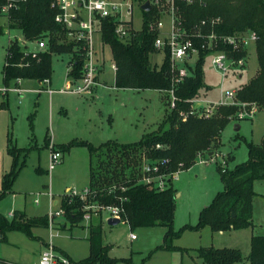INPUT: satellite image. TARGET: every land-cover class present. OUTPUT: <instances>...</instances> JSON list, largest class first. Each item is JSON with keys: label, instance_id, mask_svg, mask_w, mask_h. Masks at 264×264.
Returning a JSON list of instances; mask_svg holds the SVG:
<instances>
[{"label": "rangeland", "instance_id": "rangeland-1", "mask_svg": "<svg viewBox=\"0 0 264 264\" xmlns=\"http://www.w3.org/2000/svg\"><path fill=\"white\" fill-rule=\"evenodd\" d=\"M142 15V9L136 7L135 26L138 29L142 25ZM160 16L166 17L163 14ZM7 22V17L0 18V24L4 27V34L0 35V88L5 87L3 68L9 42L22 37V32L8 28ZM99 40L98 35V44ZM25 46V49H37L34 42L27 41ZM104 48L105 51L98 53L103 85H99V90L93 95L60 90L66 88L69 80V62L72 57L69 52L52 55L53 74L50 85L41 86L36 79H19L12 81L8 87H19L20 91L9 90L7 94H0V191L4 175L12 171L14 163L8 147L24 149L19 165L26 161L13 183L12 194L0 201L1 213L8 216L9 212L20 210L28 217L42 216L49 211L50 197L45 192L51 191L54 198L62 200L67 187L83 190L89 186V149L76 146L64 153L62 160L50 168L51 142L56 147L72 140L88 141L96 146L110 139L134 142L144 134L157 130L163 121L166 113L165 92L116 87L111 48L109 45ZM164 57L165 52L157 50L152 55V63L160 66ZM198 60L199 55L193 54L188 60L189 66L194 68ZM245 60L243 67L232 68L224 89L236 91L256 74L259 62L255 45L250 47ZM204 81L208 87L202 88L197 97L219 100L221 75L213 68L208 54L205 56ZM48 88L53 89V92L49 93ZM233 100L235 94L229 100V105ZM5 101L7 104L3 105ZM241 109L246 113L251 105H242ZM237 124L240 125L239 130L235 129ZM263 138L264 107L258 108V112L252 117L246 116L229 123L214 151L218 155L206 162L198 159L191 168L179 172L178 178L173 181L177 190L176 230L182 229L186 224L196 225L201 211L224 189L218 166L231 169L236 164L245 162L248 159L246 140L258 144ZM203 157H208L207 153ZM253 190L255 195L250 211L239 210V221L233 226L219 231L212 230L210 225L197 230L184 229L173 241L178 247L175 250H155L163 243L165 227L131 229L123 221L110 224L108 212H105L103 220V243L109 246V257L119 259L116 264H208L199 255L198 249L210 246L239 249L244 259L232 264H250L247 256L250 253L251 238L253 234H264V179L256 180ZM57 220L56 225L60 229L53 238L55 246L76 260L88 257V226H72L64 217ZM65 223L67 226L62 228ZM34 232L42 238L33 239L20 231L9 232L8 241L0 239V257L13 255L17 261L36 264L41 251L45 250L44 244L49 240L50 230L35 228ZM132 232L137 236L134 240L130 237Z\"/></svg>", "mask_w": 264, "mask_h": 264}, {"label": "trees", "instance_id": "trees-1", "mask_svg": "<svg viewBox=\"0 0 264 264\" xmlns=\"http://www.w3.org/2000/svg\"><path fill=\"white\" fill-rule=\"evenodd\" d=\"M8 4L9 0H0V18L7 17L8 28L19 29L25 40L22 41L18 37L9 42L3 68L5 86L18 79H36L41 82V86L46 79L51 80L54 53L69 52L74 55L75 62L68 75L70 78L79 79L85 61L73 51V44L65 41L66 30L55 22L56 12L51 7V0H20L4 12V7ZM177 4L180 7L182 23L188 30L206 20L205 31L214 30L224 35L240 34L248 30L256 32L258 39L254 45L259 68L247 83L237 89L238 103L220 105L216 113L209 118L194 114H190L185 121L179 118V112L190 111L191 100L199 95L202 88L208 87L204 81V63L209 52L201 50L196 66L191 69L192 74L176 88V95L179 97L177 109H169V95L165 92L172 87L169 51H165L160 66L152 63V55L157 53L155 48L157 34L149 29L148 23L161 15L157 8L153 7L151 11H143V27L131 41L123 42L118 38L113 21L105 23L103 41L110 46L117 66L116 87L165 92L166 113L158 129L144 134L134 142L109 140L96 146L88 141L72 140L60 144L59 147H56V144L51 147L52 151L59 150L63 154L76 146L87 147L90 152L89 186L99 190L96 200L101 204L122 205L121 199L124 198L125 211L122 214V221L131 229L165 227L163 243L155 250L177 249L173 241L184 229L197 230L206 225H210L214 231L230 228L239 221L237 220L239 210L250 211L251 201L255 195L253 184L256 180L264 179V138L258 144L246 140L248 159L231 169L218 166L224 189L219 191L213 201L201 211L196 225L186 224L180 230L175 229L177 190L173 183L159 190L154 184L138 181L143 163L147 160L168 159L164 168L172 172L191 168L200 154L217 149L222 132L232 120H241L239 117L241 103L256 104L258 108L264 107V0H195L193 3L178 0ZM214 19L219 21L212 24ZM2 34L4 27L0 24V35ZM42 38L47 39L48 48L38 52L37 57H34L25 49V43ZM227 50L229 56L235 58L244 57L249 51L247 48H242L238 52ZM6 104L5 101L3 105ZM8 148L14 157V163L12 171L4 175L0 201L12 194L13 183L26 162L24 160L19 165L20 155L24 149ZM114 183L126 186L125 191L120 188L111 194L101 191ZM84 204L85 201L79 197L62 198L61 206L65 210V219L72 226L85 225ZM103 220L100 215L94 217L87 225L90 255L78 260V264H116L119 261L109 257V246L103 243ZM66 226L65 224L62 228ZM35 228H49L48 214L28 217L25 212L15 210L9 217L0 212L2 241H8V233L11 231H20L33 239L40 238L35 235ZM198 253L208 264H232L244 259L241 251L236 248L201 247ZM247 259L250 264H264V234H253Z\"/></svg>", "mask_w": 264, "mask_h": 264}, {"label": "built area", "instance_id": "built-area-1", "mask_svg": "<svg viewBox=\"0 0 264 264\" xmlns=\"http://www.w3.org/2000/svg\"><path fill=\"white\" fill-rule=\"evenodd\" d=\"M18 1L20 0H9V4L4 7L3 11L7 12ZM150 1L152 9L155 7L159 13L166 16L165 18L160 16L151 19L148 23V27L151 31H154L157 34L155 48L163 52L168 50L170 54L172 87L165 90L169 95V109H177L179 97L176 95V88L186 77L192 74L191 69H193V67L191 68L189 66L188 60L195 53L199 55L201 50L209 52L208 55L210 56L213 68L221 75L222 89L220 99L211 100L196 97L191 100V110H181L179 112V118L185 121L190 114L209 118L216 113L217 108L220 105H229V100L233 99L234 94L235 100L231 103H238L236 101L237 90L224 89V85L234 66L243 67L245 65L246 56L240 58L231 57L229 56L227 49H230L232 52H238L242 48H247L249 50L258 39L256 32L248 30L240 34L224 35L218 34L214 30L205 31V26L207 24L206 20H202L191 30H188L182 23L180 7L177 4L178 0ZM180 1L193 3L195 0ZM143 3L144 0H51V7L56 12L54 18L55 22L60 24L66 30L65 41L71 42L73 44V51L85 61L82 76L79 79H73L68 75L69 80L67 86H70V88L68 89L66 86V88L60 89L61 91L93 95L95 88L99 85H103L99 80L102 67L100 66L98 53H102L103 50L105 51L104 47L107 45L103 41L105 23L107 21H113L115 23V33L118 38L123 42L131 41L133 36L142 29L144 24V15H142L141 28L138 29L135 26V8H141ZM216 21H219V19L212 20V24ZM167 22H169V24H167ZM98 35L100 36L99 44L96 42V37ZM19 39L22 40V38ZM62 42H64V40H62ZM34 43L37 44V49H26L28 52H31L34 57H37L38 52L45 51L48 48L46 38L34 41ZM70 54L72 55L69 62L71 70L75 59H73L74 55L72 53ZM112 68L114 70L117 69L115 62L112 63ZM43 83L50 85L51 80L46 79ZM9 90L20 91L21 89L19 87L11 89L8 86H5L0 88V94H7ZM47 90L49 93L53 92V89L51 88H48ZM245 104L246 103H241V106ZM249 105L250 104H248V106ZM257 112L258 107L256 104H251V109L246 113H243L241 110L239 117H241V119L246 116L252 117ZM54 144L55 143L51 142L50 148L53 147ZM51 152L50 168L58 164L63 158V153L61 151L51 150ZM207 155L208 157L204 158L203 154H200L198 159H200L201 162H206L207 159H212L218 154H214V151H212L207 153ZM168 161V159H163L161 161H145L141 169L142 174L139 176L138 181L154 184L159 190L167 188L178 178L179 172L182 171L178 170L172 172L165 170L164 167L167 165ZM117 188L125 191L126 186L121 183H114L101 191L111 194L115 193ZM47 194L52 200V192H47ZM98 194L99 190L86 186L83 190L69 188L64 196L70 198L79 197L85 201L83 207V223L86 225H89L94 217L101 215L105 218V212H108L109 214L108 219L119 218L122 222V214L125 211L123 207L125 199H121L122 205L101 204L96 200ZM47 214L50 230L49 240L45 244V250L42 251L36 264H78V260L59 250L53 242L54 236L58 235L60 229L57 228L56 225L58 221L57 219L59 217L65 218V210L61 206V202L57 209H55V206L51 202V207ZM54 229H56V232H54ZM130 237L132 240L137 238L136 234L133 232ZM0 264L25 263L0 258Z\"/></svg>", "mask_w": 264, "mask_h": 264}, {"label": "crops", "instance_id": "crops-1", "mask_svg": "<svg viewBox=\"0 0 264 264\" xmlns=\"http://www.w3.org/2000/svg\"><path fill=\"white\" fill-rule=\"evenodd\" d=\"M101 75H102V71H101V74H100V81H101V83H103V80H101ZM114 82H115V79H114ZM99 90V89H98ZM97 90V88H95V90H94V93L96 92V91H98ZM110 140H114V139H110ZM117 140V139H116ZM119 141V140H118ZM72 150V149H71ZM70 187H67V189L65 190V191H67L68 189H69ZM45 194L46 195H48L47 194V192H45ZM53 194V193H52ZM50 197V196H49ZM51 202L53 203V205L55 206V207H57L58 208V206H59V204H60V202H61V200H58V199H56V198H54V194H53V199L51 200V198H50V203H49V209H50V207H51ZM48 212V211H47ZM13 213H14V211L13 212H9V214H8V216L9 217H11L12 215H13ZM45 214H47V213H45ZM44 214V215H45ZM66 224V223H65ZM65 224H63V225H65ZM67 225V224H66ZM80 226H82V225H80ZM35 233V232H34ZM36 235V234H35ZM39 236V235H38ZM40 238H42L41 236H39ZM134 240V239H133ZM45 243H46V240H45ZM44 246H45V244H44ZM42 252V251H41ZM66 253V252H65ZM1 258V257H0ZM3 259H7V260H11V261H17V260H15V257H13V255H10V256H6V257H4ZM82 259V258H81ZM37 261H38V259H37ZM36 261V262H37ZM17 262H21V263H25V264H29L27 261H17Z\"/></svg>", "mask_w": 264, "mask_h": 264}, {"label": "water", "instance_id": "water-1", "mask_svg": "<svg viewBox=\"0 0 264 264\" xmlns=\"http://www.w3.org/2000/svg\"><path fill=\"white\" fill-rule=\"evenodd\" d=\"M141 9H142L143 11H146V12L151 11V10H152V4H151V1H150V0H146V1L142 4ZM22 40L24 41V40H25V37H22ZM189 56H190V55H189ZM189 56H188V57H189ZM39 83H41V82L39 81ZM235 129H236V130H239V129H240V125L237 124V125L235 126ZM233 215H234V214H233ZM108 222H109L110 224H117V223H119V222H121V221H120L119 218H109V219H108Z\"/></svg>", "mask_w": 264, "mask_h": 264}]
</instances>
